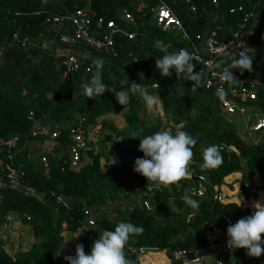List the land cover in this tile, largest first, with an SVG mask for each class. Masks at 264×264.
Wrapping results in <instances>:
<instances>
[{
  "label": "trees",
  "instance_id": "obj_1",
  "mask_svg": "<svg viewBox=\"0 0 264 264\" xmlns=\"http://www.w3.org/2000/svg\"><path fill=\"white\" fill-rule=\"evenodd\" d=\"M161 1L173 11L193 41L197 40V36L212 30L218 31L220 39L228 40L245 24L247 45L264 44V0ZM89 2L96 19L114 21L122 28L124 10L136 19L138 27L132 29L137 34L136 39L116 40L121 52L119 59L104 60L97 56L103 61L102 80L113 91H128L129 83L135 82L148 92V87L158 84L156 95L166 118L171 119L175 127H180L171 132L184 130L197 139L188 165L191 178L161 186L152 196H143L153 183H148L133 170L135 159L143 156L138 151L139 139L161 129L166 130L161 121L146 125L141 117L146 111L145 103L130 92L128 103L123 106L116 102L112 91L89 99L83 94L82 86L94 75V65L90 74L82 70L70 80H65L62 77L63 57L42 47L45 41L54 47L60 39L58 36L56 40L59 29L46 23L47 17L66 16L65 6L69 12L83 9L86 7L83 0H65L63 3L57 0L47 4L41 0H0V140L15 136L20 138L18 148L11 152L12 158L4 150L0 153V163L21 167L26 172L22 182L25 189L13 186L5 179L0 180V229L10 224L8 217L13 214L23 225L33 228L38 241L30 251L19 252L12 257L5 252V241L0 238V264H54L63 244V231L77 233L86 228V220L93 221L92 229L95 230L80 240L79 244L84 246L85 253L90 251L92 242L104 230H114L120 222H132L143 227V233L130 237L125 248V255L132 264H141L138 260L141 249L146 252H165L171 264H184L185 259H176L175 255L189 252H198L203 260L201 264H215L216 256L202 252L206 246L202 238L204 226H220L226 234L228 218L236 222L254 211L244 210L236 204L225 205L214 201V188L221 187L225 178L237 173L243 174L244 185L251 184L257 174L264 177V136L257 137L260 143L247 145L233 125L219 116L218 100L204 92L202 83L198 91L210 98L212 104L201 103L193 95L191 82L184 74L171 72L168 77L160 75L155 68V60L187 46V42L181 41L182 31L163 32L154 20L149 23L152 19L151 10L158 7L160 0ZM240 7L243 11H239ZM231 10L235 12L230 13ZM246 16L249 18L244 22ZM15 35L19 41L14 39ZM21 41H26L27 46L23 47ZM130 53L138 58L136 62L128 57ZM194 65L196 72L203 69L196 63ZM178 89L182 90V94ZM261 102L264 111L263 96ZM125 108L129 109L126 121L130 133L112 129L118 140H121L114 143L119 160L107 170L102 167L103 160L111 164L110 157L106 156V142L100 144L98 152L93 146L89 153L93 162L86 163L80 170H72L58 161L59 153L66 154L67 147L72 144L67 126L83 120L87 129L96 126L101 117ZM35 126L41 130L47 126L52 130L58 127L60 135L53 137L51 131L47 135L33 137ZM133 133L137 134L135 138L132 137ZM110 140L111 137H108ZM212 143L220 146L223 162L215 169H205L202 167L203 148ZM40 144L46 146L45 154L49 160L47 169L39 160L35 161L34 151ZM63 167L66 169L64 172ZM199 176L206 177L207 182H201ZM132 180L136 181L131 185L129 194L122 197L123 200L127 201L130 193L142 195V202L144 199L149 200L152 209L136 205L132 211L116 209L115 219L109 218L111 213L99 216L96 210L120 202V195L126 194ZM200 186L205 192L203 198L193 196L190 192L191 187ZM26 189H33L35 194ZM186 189L193 199L200 202L195 214L181 199ZM58 198L63 199L66 205ZM74 255L75 250L69 254ZM222 256L226 258L224 264H252L253 261L244 249L233 261L227 259V255ZM144 259L145 264H167L166 258L159 253H150Z\"/></svg>",
  "mask_w": 264,
  "mask_h": 264
},
{
  "label": "built area",
  "instance_id": "obj_2",
  "mask_svg": "<svg viewBox=\"0 0 264 264\" xmlns=\"http://www.w3.org/2000/svg\"><path fill=\"white\" fill-rule=\"evenodd\" d=\"M57 0H41L43 4L56 2ZM81 1V0H77ZM86 3V7L78 9L73 12L66 13V16H54L49 15L46 19V23L57 27H63L66 21L69 22L67 31L64 30L60 35V43L67 46H84L93 55L100 56L104 60L119 59L121 52L118 48L117 39L133 41L136 39V32H128L124 28L120 27L114 21H106L104 18H97L96 14L92 10L90 0H83ZM216 3V1H214ZM195 11V9L193 8ZM239 11H243V8H239ZM235 10H231L230 13H234ZM153 20L160 26L163 32L177 31L181 32V41L187 42V46H183L180 49H186L193 56L194 63L200 65L204 70V76L202 78V88L205 93L210 96H214L218 100L220 111L223 115L231 119H246L247 132L252 136L262 137L264 136V115L259 114L263 110V104L261 97H264V79L259 78L256 75L254 62L252 63V70L250 72L244 71L241 73L238 69H233V76L237 83H228L220 78L221 69L215 67L217 64L226 66L228 61H231L234 54L241 51L250 55L248 45L246 43V32L244 29L245 24L235 31L231 39H220L219 33L216 30L209 31L203 36H197V40L193 41L186 33L181 22L173 13V11L160 0V4L157 8L151 10ZM125 21L129 22L133 28L138 27V23L128 11H123ZM249 16H246L244 22H247ZM65 28V29H66ZM16 41H19L17 35L14 36ZM23 47L27 46L26 41H21ZM2 50H0V56ZM128 57L133 61H137L138 58L134 54H129ZM93 69L92 60H83L77 56L70 55L63 61V79L70 80L76 73L84 70L86 74H90ZM218 90L223 95H218ZM262 95V96H261ZM46 129V128H45ZM38 129L36 126L33 128V137L40 135H47L55 130L57 137L60 135L58 127L55 129ZM72 144L67 147V153L57 156L58 161L63 162L65 167L72 170H80L89 159V153L93 150L95 145L90 141L88 137V128L86 129L84 121L79 120L70 129ZM20 138L13 137L8 140H0V153L4 150L8 151V157L11 159V152L18 148ZM46 146L40 144L36 148V152L39 158L38 160L44 165V168L49 167L48 156L45 154ZM235 151V149H233ZM32 157V155L30 156ZM0 180H7L13 186H18L21 189H25L22 185L23 179L26 176V172L23 168H15L11 164L4 166L1 164ZM65 167L62 171H66ZM191 178V176H189ZM201 182H207L206 177H198ZM160 187L150 185L147 187L146 196H152L155 191ZM29 193L35 194L33 189H26ZM215 191V188H214ZM190 192L193 196L203 198L205 196L204 190L201 186L191 187ZM60 202L66 205L63 199L58 198ZM214 201L221 200L218 192L215 191L213 196ZM143 206L145 209H150V201L143 200ZM93 224V221L90 222ZM233 219L228 218L226 224H234ZM202 238L206 242V246L202 249V252L206 255L216 256L215 264H224L226 260L222 255H227V259L233 261L235 256L239 254L242 249H230L227 247V238L225 231L222 227L216 225H206L203 228ZM143 254L147 253L146 250L141 249ZM198 254V252H196ZM202 259L198 254V258L193 260L194 264H201Z\"/></svg>",
  "mask_w": 264,
  "mask_h": 264
},
{
  "label": "clouds",
  "instance_id": "obj_3",
  "mask_svg": "<svg viewBox=\"0 0 264 264\" xmlns=\"http://www.w3.org/2000/svg\"><path fill=\"white\" fill-rule=\"evenodd\" d=\"M193 56L186 49L178 52L164 54L155 60V68L162 77H168L171 72L181 73L191 82V91L199 89L204 76V70L194 71ZM95 73L85 83L83 94L92 99L100 97L105 91H112L116 102L125 105L129 100V92L141 98L147 109L153 107L155 101L140 83H129L128 91H113L102 80L103 61L95 59L92 61ZM253 59L251 55L241 51L233 55L226 66L221 64L215 67L221 69L220 78L228 83H237L233 76V69L242 72L252 70ZM218 95H223L218 90ZM136 133L132 137H136ZM138 151L143 153L142 157L136 158L133 165L134 172L143 176L148 183L152 182L155 187L176 184L182 179L190 176L188 165L193 156V147L197 139L184 130L175 133L169 130H159L151 135H145L139 139ZM202 167L215 169L223 162L221 148L212 143L203 148ZM183 203L192 209V214L198 212L200 202L193 199L186 189L181 197ZM240 200L239 206H241ZM254 212L230 224L226 229L227 247L230 249H244L246 255L259 258L264 252V204H254ZM143 233V227L132 222H120L114 230H104L99 238L92 242L90 251L85 253L84 246L77 244L74 256H65L66 264H132L125 255V248L130 237ZM65 245V244H64ZM64 245L61 247L63 248ZM151 251V250H150ZM196 253V252H189Z\"/></svg>",
  "mask_w": 264,
  "mask_h": 264
},
{
  "label": "rangeland",
  "instance_id": "obj_4",
  "mask_svg": "<svg viewBox=\"0 0 264 264\" xmlns=\"http://www.w3.org/2000/svg\"><path fill=\"white\" fill-rule=\"evenodd\" d=\"M153 22V17L152 19H150L149 23L151 24ZM123 27L125 28V30H127L128 32H132V28L131 25L129 24V22L127 21H123ZM254 34V33H253ZM255 36V35H254ZM248 50L250 51V55L253 59L254 62V68H255V72L256 75L259 78L264 79V44L263 45H258V44H250L248 45ZM135 56V55H134ZM95 57V56H93ZM96 58V57H95ZM156 76L159 78V76L156 74ZM152 88L149 87L148 93H153ZM194 96H196L198 98V100H200L201 103H207V104H212V100L210 98H208L207 96H205L204 94H202L200 91H195ZM157 111H155V109L153 110L152 108V116L154 117V119L156 121H161L162 123V127H164L166 130L172 131V129L175 130H179L178 128L180 127H175L174 124L172 123L171 119H167L165 112H162V115H160V111L158 109H156ZM219 116H222L227 123L232 124L234 129L237 131V134L239 137H241L243 139V141L247 144V145H251V144H255V143H260V138H257V136H252L250 135V133H248L244 127V124L239 120V119H231L225 115H223V113L220 111L219 109ZM259 114H263L264 115V111H260ZM75 123V122H74ZM73 123V124H74ZM77 123V122H76ZM69 125L67 126L68 130L73 126ZM174 127V128H173ZM47 128H49L47 126ZM51 129V128H50ZM51 131V130H50ZM55 130L53 131V134H51L52 136L55 135ZM91 134H89L90 137V141H92L95 146H96V152H98L99 147L101 146L100 144L102 142H106L107 145V151H106V156L110 157L111 160V164H107L105 162V160L102 161V167L104 170H107L113 163L117 162L119 160V157L116 154L115 151V145L114 143H116L117 141H121L118 140L117 136L114 134V132L111 129H106L103 130L101 127L100 128H96L94 127L93 130L90 132ZM108 137H111V140L108 141ZM99 143V146H98ZM35 153V161H37L39 158L38 156H36V152ZM89 164H91L93 162V160L90 158L87 160ZM243 175V174H242ZM189 178V177H188ZM234 180V179H233ZM136 180H132V182H130L128 185H131L133 183H135ZM232 181V180H229ZM233 183V182H232ZM236 185V189L234 193H236L238 195V197H234V198H229V201H225L223 197H221L220 203L221 204H236L239 206L240 200H242L241 203V208L246 210V209H250L248 208V206H246V203H248L249 201V197L250 196H254L256 197V199L260 196L261 198L264 196V177L262 178L261 175L257 174L255 175L254 178H252L251 180V185L250 184H243V182H241V180L238 181H234ZM130 187H128V190L126 191V194L120 195V202H113L112 204L103 206L98 208L96 211L98 213L99 216H102L106 213H111L109 214V218L110 219H115V210L116 209H120L122 211L128 210V211H132L135 209L136 205L137 207H142L143 206V202H142V195L141 196H135L134 194L130 193V198L127 201H124L122 197H125L126 195H128V191L130 189ZM245 190L247 192H245ZM215 191H217V189L215 188ZM219 193V192H218ZM221 193H223L221 191ZM244 194V198L246 199V201H243V195ZM133 196H132V195ZM138 195V194H137ZM143 196H146L145 193H143ZM147 197V196H146ZM237 198V201L235 200ZM255 199V200H256ZM173 206V204H172ZM152 209V206H151ZM12 217V216H10ZM92 217H95V215H93ZM13 218V217H12ZM18 219V218H17ZM16 218L12 221L9 220L7 225H4L1 227L0 229V238H2L5 241V246H4V250L6 253H8L10 256L15 257L19 252H28L32 249L33 245L38 241H36L35 237H34V233H33V228L31 226H25L22 224L21 221H18ZM91 221L86 220V228L84 229H80L77 233H72L69 234L67 231H63L62 236H63V244L64 245L63 248H61V251L59 252V257L62 259V264H66V261L64 260L65 256H69V254L71 252H73L77 246V244L80 243V240L84 237H88V233L90 231H94L95 228L92 229V224L90 223ZM66 228V224H64L63 229ZM91 237V236H90ZM157 254L159 252H156L154 250L151 251H147V253L143 254L142 252H139V262L141 264H145V257L148 254ZM162 256H164L167 260V264H171V260L168 258L167 254H162L159 253ZM178 255L180 258H182V256L178 253L176 254ZM175 255V257H176ZM143 258H140L142 257ZM190 264V263H189Z\"/></svg>",
  "mask_w": 264,
  "mask_h": 264
},
{
  "label": "crops",
  "instance_id": "obj_5",
  "mask_svg": "<svg viewBox=\"0 0 264 264\" xmlns=\"http://www.w3.org/2000/svg\"><path fill=\"white\" fill-rule=\"evenodd\" d=\"M147 19H149V17ZM54 27L59 29V30L62 28V27H57V26H54ZM131 28L133 29L132 25H131ZM46 42L47 41H45L43 43L42 47L44 49L49 48L55 55L63 57V59H65L66 57H68L70 55L77 56L78 58H81L83 60H95V59H97V56L93 55L84 46H67V45H64V44L60 43V41H58L59 43H56V46L52 47L50 44H48ZM93 56H95L96 58L93 57ZM158 80H159V78H158ZM157 87H158V84L153 85V87L151 86V88H152L151 90H152L153 93H151V94L149 93V94L152 96V98L155 101V103H154V105L152 107L153 110L155 109V111H157L156 109H158L160 111V115L163 116L162 115V112H163L162 104H161L160 99L156 95ZM147 90H149V87L147 88ZM178 91H179L180 94H182V90L178 89ZM152 108H150V109L146 108V111L143 112V114L141 116L143 118L144 122L146 123V125H155V124H157L159 122V121H156L154 119V117L152 116V114H153V112L151 111ZM128 113H129V109L125 108V109H123L121 111L105 115V116L101 117L98 120V123H97L96 126H91V127L88 128V133L91 134L90 132L93 130L94 127H96V128H100L101 127L102 132H103V130H106V129H111L112 130L114 128V129H117L119 132H123V133L128 134V133H130V127H129L127 121H126V116L128 115ZM239 120L244 124V127H245V129L247 131L246 119L239 118ZM43 129H45V128H43ZM46 129L50 130V127L49 128L46 127ZM46 129H45V131L48 132V130H46ZM161 130H163V129H161ZM87 162L88 161H86V163ZM242 178H243V175L241 173L233 174V175L228 176L227 178H225L224 179V184L221 187H215L217 189V192H219L218 195L223 197L225 201H229V198L238 197V195L236 193H234L235 190H233V189H236V185H237V184L234 183V181L241 180V182H242ZM229 180H232V181H229ZM221 191L223 193H221ZM241 195H243L242 197L244 198V194L242 193ZM255 199H256L255 196H254V198H253V196H250L249 200H248L249 202L246 203V206H248V208H250V210H252V211L255 210L254 209V204H256L258 202L261 203V204H264V196L262 198L259 196L256 200ZM235 200L237 201V198ZM243 201L245 202L246 199L244 198ZM10 216H12L13 218L10 217ZM15 218L17 219V217L15 215L10 214L9 217H8V220L11 219L10 221L13 222V220ZM18 221H20V219ZM162 254L164 255L166 253L163 252ZM140 258H143V256L140 257ZM176 259H181V258L178 255H176ZM151 263H153V261H151ZM189 263L190 264H194L192 260L185 259V263L184 264H189ZM252 264H264V252H262V255L259 258H253Z\"/></svg>",
  "mask_w": 264,
  "mask_h": 264
},
{
  "label": "water",
  "instance_id": "obj_6",
  "mask_svg": "<svg viewBox=\"0 0 264 264\" xmlns=\"http://www.w3.org/2000/svg\"><path fill=\"white\" fill-rule=\"evenodd\" d=\"M63 1L64 0H60L61 3H63ZM65 9L67 11V14H69V8L67 6H65ZM68 24H69V22L66 21L65 25L58 31L57 36H56V40H57V37L65 30V28L68 26ZM57 43H59V42L57 41ZM128 187H130V185H128ZM179 254L182 256V253H179ZM182 258L193 261V260H196L198 258V254L197 253H186V254H183ZM61 261H62V259L58 256L55 259L54 264H61Z\"/></svg>",
  "mask_w": 264,
  "mask_h": 264
}]
</instances>
